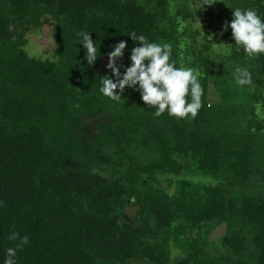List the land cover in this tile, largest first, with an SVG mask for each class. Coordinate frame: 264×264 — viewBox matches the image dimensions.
I'll list each match as a JSON object with an SVG mask.
<instances>
[{
	"label": "trees",
	"instance_id": "1",
	"mask_svg": "<svg viewBox=\"0 0 264 264\" xmlns=\"http://www.w3.org/2000/svg\"><path fill=\"white\" fill-rule=\"evenodd\" d=\"M208 1L207 32L232 45L222 56L243 64L249 88L264 93V54L237 50L225 30L237 7L264 17V0ZM187 3L188 11L175 0H0V264L18 242L8 239L13 230L30 239L18 264H264V199L234 190L264 177V135L246 125L254 115L236 102L229 72L196 73L204 92L194 118L157 117L131 88L119 101L100 92V79L112 75L108 54L121 41L127 47L117 66H130L131 32L170 43L171 59L186 66L178 17L191 15ZM50 24L55 59L37 60L25 50L26 35ZM81 31L98 48L94 65ZM212 80L221 103H209ZM255 98L264 104L262 93ZM141 152L168 160L138 164ZM193 167L203 179L178 180L173 195L148 181L158 182L157 169L164 178ZM134 206L142 222L128 215ZM221 226L225 235L212 252L209 235ZM171 241L185 249L174 262Z\"/></svg>",
	"mask_w": 264,
	"mask_h": 264
},
{
	"label": "clouds",
	"instance_id": "2",
	"mask_svg": "<svg viewBox=\"0 0 264 264\" xmlns=\"http://www.w3.org/2000/svg\"><path fill=\"white\" fill-rule=\"evenodd\" d=\"M232 15L233 19L230 24L226 22L225 30L231 28L236 49H243L249 56L264 54V17L255 9L239 7L232 10ZM78 36L86 50L85 59L88 65H94L98 58L95 41L89 32L81 31ZM129 36L137 45L131 49L130 66L123 72L117 66V61L122 58L127 47V42L121 41L108 54L107 68L112 75H105L100 79V92L114 101H119L120 93L126 87L131 88L140 92L142 101L155 109L154 115L157 117L167 112L169 116L177 118H194L202 107L201 98L204 92L196 74L197 70L188 66L177 67L171 59L173 49L170 43L149 41L147 37L137 35L136 32H131ZM217 46L227 53L231 52L230 44L221 43ZM236 83L240 86L251 84V73L246 68H237ZM0 207H3V201H0ZM8 239L18 242L15 247L6 249L3 264H18L17 252L23 250L30 243V239L14 230L9 233Z\"/></svg>",
	"mask_w": 264,
	"mask_h": 264
},
{
	"label": "rangeland",
	"instance_id": "3",
	"mask_svg": "<svg viewBox=\"0 0 264 264\" xmlns=\"http://www.w3.org/2000/svg\"><path fill=\"white\" fill-rule=\"evenodd\" d=\"M176 1V7L187 9L186 3L188 2L190 6L192 7L190 10L191 15L188 17V19L184 18L183 16H179L178 21H183L181 24V32L183 34V40H184V49L186 53V66L188 67H194V65L199 68L197 69L196 73H199L200 75L204 73H208L209 69V76L210 79H212L211 75L216 71H218L221 67H224L231 77L236 81V69L237 68H246L243 64L240 62H234L230 61L228 58L226 59L222 55H225L227 52H225L222 47H219L217 45L223 43L228 44L227 41L220 40L216 37V33L212 32L209 34L207 32L208 25L204 22V17L202 14V9L205 7V3H209L208 0H175ZM187 3V4H188ZM188 4V5H189ZM188 11V10H186ZM213 31V30H212ZM27 44L25 47V50L28 52V54L41 61L46 60H54L56 56V50L58 48V43L56 41V32L54 24L47 25L41 29L37 30H31L27 35ZM217 44V45H216ZM188 59V60H187ZM226 59V60H224ZM208 60V65L205 63V61ZM223 63V64H222ZM200 65V67L198 66ZM204 64V65H203ZM247 69V68H246ZM208 75V74H207ZM262 95L264 96L263 90L259 91L257 85H252L249 88V85L240 86L238 85L235 90V96H236V102L243 104V106L246 108L248 113L250 115H254L250 121H252L251 124L246 123L249 127L256 126L260 127L261 131H263L264 135V104L259 100L258 102H254L253 99L260 98ZM247 98H245V97ZM222 93L217 90L214 87V81L210 82L209 84V90H208V99L210 104L214 103H221L222 100ZM253 100L254 104L252 106ZM258 131V130H257ZM112 152H116V150H112ZM177 155L174 150L168 153L167 156H173ZM113 156L114 154L111 153ZM161 157L159 153L150 154L147 153H138L137 157H139L138 164L142 161H144V157L146 158L144 162L147 160H153L155 161L156 165H162L163 162L168 160V157ZM170 156V157H171ZM191 162V161H190ZM127 165H129V162L127 161ZM189 167V166H187ZM111 167L109 169V173H112ZM167 169H169V166H167ZM156 171V177L159 178L158 182L161 181L159 184L158 182H155L153 179H149L148 181L151 183V185L160 186L165 192L169 193L170 195H173L177 188L178 180H181L183 178H187L188 180H192L193 183L196 185L200 183V181L203 178H200L195 173L197 171L194 170V167L191 171L184 170L180 176H167L164 178H161V175L163 173L160 172V170ZM195 171V172H194ZM187 172V175L184 174ZM111 175V174H110ZM185 176V177H184ZM213 187H216V184L214 183L212 185ZM238 193H243L244 195L253 196L255 198H262L264 199V177L255 176L251 178L245 185L240 186L237 185L234 189ZM240 190V191H239ZM236 192V193H237ZM127 213L130 217L134 219L135 222H142V218L140 216V209L139 206L134 207H128ZM225 235V227L221 226L218 229H215L208 238V243L211 244L210 248L212 249V252H215L214 246H218L219 241L221 238ZM186 236H183L182 238L185 239ZM186 241V239L184 240ZM183 241V242H184ZM169 247H171V253L170 258L171 261L174 262L180 257H183L185 255V252L183 248L177 247V245L174 244L173 241L169 242ZM174 264V263H173Z\"/></svg>",
	"mask_w": 264,
	"mask_h": 264
}]
</instances>
